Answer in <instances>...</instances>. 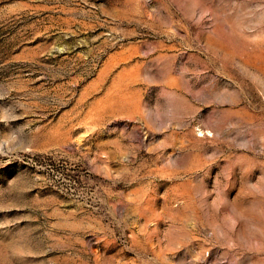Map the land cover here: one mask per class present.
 I'll list each match as a JSON object with an SVG mask.
<instances>
[{
  "label": "rangeland",
  "instance_id": "obj_1",
  "mask_svg": "<svg viewBox=\"0 0 264 264\" xmlns=\"http://www.w3.org/2000/svg\"><path fill=\"white\" fill-rule=\"evenodd\" d=\"M0 264H264V0H0Z\"/></svg>",
  "mask_w": 264,
  "mask_h": 264
}]
</instances>
